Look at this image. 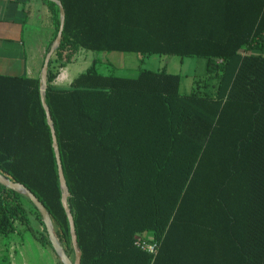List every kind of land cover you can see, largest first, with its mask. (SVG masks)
<instances>
[{
  "label": "trees",
  "instance_id": "obj_1",
  "mask_svg": "<svg viewBox=\"0 0 264 264\" xmlns=\"http://www.w3.org/2000/svg\"><path fill=\"white\" fill-rule=\"evenodd\" d=\"M60 2L59 67L79 50L194 57L216 82L211 93L183 94L180 74H103L94 59L55 86L51 57L44 100L80 264H264V0ZM47 3L48 52L60 21ZM0 174L42 203L71 259L39 77L0 75ZM23 197L0 185V235L18 223L53 251L30 226ZM137 236L156 253L138 248Z\"/></svg>",
  "mask_w": 264,
  "mask_h": 264
},
{
  "label": "crops",
  "instance_id": "obj_2",
  "mask_svg": "<svg viewBox=\"0 0 264 264\" xmlns=\"http://www.w3.org/2000/svg\"><path fill=\"white\" fill-rule=\"evenodd\" d=\"M47 2L48 0H0V75L39 77L47 48L55 34L54 18ZM262 52L264 53V49ZM89 54L92 52L79 50L72 62L64 67L66 77L58 81L63 83L62 87L68 86L79 74L70 76L68 66L75 67L80 56ZM92 55L96 56L93 60L97 59L99 63L97 55L101 53ZM144 57L146 56L140 57L141 60L136 59L142 63ZM53 84L58 86L55 81ZM34 231L39 232L37 229ZM22 233L25 234L26 230L18 229L16 225L13 233L0 235L1 247L6 246V252H9V262L6 260L3 263L2 260L0 264H60L51 248L41 245L34 236L29 241H24L22 237L20 239ZM9 235L12 239L5 243L2 237L7 238Z\"/></svg>",
  "mask_w": 264,
  "mask_h": 264
},
{
  "label": "rangeland",
  "instance_id": "obj_3",
  "mask_svg": "<svg viewBox=\"0 0 264 264\" xmlns=\"http://www.w3.org/2000/svg\"><path fill=\"white\" fill-rule=\"evenodd\" d=\"M92 54H89V56H80L79 63H77L75 67L68 66L67 69L68 71H70L69 74L71 73L70 76L74 77L78 73L83 72L88 66H90L93 58L96 57ZM97 57L100 59L97 68L103 74L114 73L118 76L133 77L137 74L139 66V68L150 69L154 71L164 69L166 72L171 74H180V91L183 94H189L193 91L201 94L211 93L214 91L216 86L215 79L211 78L210 75L206 73V60L204 58H180L177 56L152 55L149 57H144L143 62L141 63L136 59L139 58L141 60L140 57L130 53H109L106 55H97ZM51 64L53 65L54 72L57 74L54 81L56 82V84H58V86H62L63 83H58V81L59 79H64L63 74L65 73V70L64 68L59 67L54 55L52 57ZM22 202L26 206V208L30 210V216L28 218L30 226L33 229L39 230V232L37 231L39 234H46V232L44 231V225H41L40 223L42 220H40L37 213L25 196L22 198ZM16 225L18 229H25V227L21 226L18 223ZM25 230L26 233H22L19 238L21 239L22 237L24 241L32 240V233L27 229ZM2 238L5 243H7L8 240L12 239L11 235H9L7 238L6 236H3ZM8 253L6 252V246L1 247L0 245V263L2 262V260L3 263H6V260L7 262H9ZM71 260H74V256H71Z\"/></svg>",
  "mask_w": 264,
  "mask_h": 264
},
{
  "label": "water",
  "instance_id": "obj_4",
  "mask_svg": "<svg viewBox=\"0 0 264 264\" xmlns=\"http://www.w3.org/2000/svg\"><path fill=\"white\" fill-rule=\"evenodd\" d=\"M48 1L55 3L56 6L58 7L60 24H59V29H58V32L56 34V37L53 40L49 51L46 53L42 68L40 70V75H39L40 94H41L42 105H43V108L45 110L46 117H47V123L50 127L51 134H52V146H53L56 161H57L60 189L62 192L61 203H62V206H63L64 211H65L67 218H68L71 240H72V246H73V250H74V260L73 261L66 255L63 247L59 243L57 236L55 234L54 226H53V223L51 221L50 215L47 212V210L45 209V207L42 205V203L25 186H23L20 183L13 182L1 174H0V185H2L3 187H5L9 190H12V191L20 194L22 196H25L32 203V205L36 208L37 212L41 216V220H42L44 227L46 229V233L48 236V240L51 244V247H52L54 253L59 258V260L61 261L62 264H80L81 263V252L78 249V246L76 243L73 217L71 215V210L69 209V205H68L69 192H68V188H67V185L65 182L63 171H62V166H61V161H60L59 150H58V145H57V141H56L53 122H52L49 110H48L47 105H46L45 100H44L45 90L47 87V73H48V67H49L50 59L54 55L55 51L60 46L64 22H65V13H64V9H63V6H62L60 0H48Z\"/></svg>",
  "mask_w": 264,
  "mask_h": 264
},
{
  "label": "built area",
  "instance_id": "obj_5",
  "mask_svg": "<svg viewBox=\"0 0 264 264\" xmlns=\"http://www.w3.org/2000/svg\"><path fill=\"white\" fill-rule=\"evenodd\" d=\"M135 245L141 250L146 251L148 253H156L155 244L149 243L139 236L135 238Z\"/></svg>",
  "mask_w": 264,
  "mask_h": 264
},
{
  "label": "bare ground",
  "instance_id": "obj_6",
  "mask_svg": "<svg viewBox=\"0 0 264 264\" xmlns=\"http://www.w3.org/2000/svg\"><path fill=\"white\" fill-rule=\"evenodd\" d=\"M65 77H66V74L64 73V74H63V78H65Z\"/></svg>",
  "mask_w": 264,
  "mask_h": 264
}]
</instances>
